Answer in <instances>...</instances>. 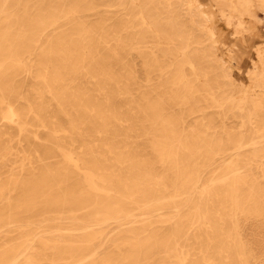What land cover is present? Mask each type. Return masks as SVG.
<instances>
[{"label":"bare ground","instance_id":"bare-ground-1","mask_svg":"<svg viewBox=\"0 0 264 264\" xmlns=\"http://www.w3.org/2000/svg\"><path fill=\"white\" fill-rule=\"evenodd\" d=\"M130 4L116 31L92 2L0 0V264H264V46L255 104L187 89L198 55L233 79L211 9L180 1L192 41ZM218 4L228 25L264 18V0ZM149 59L173 91L148 88Z\"/></svg>","mask_w":264,"mask_h":264},{"label":"rangeland","instance_id":"rangeland-1","mask_svg":"<svg viewBox=\"0 0 264 264\" xmlns=\"http://www.w3.org/2000/svg\"><path fill=\"white\" fill-rule=\"evenodd\" d=\"M130 1L131 0H122L120 1L121 3L118 4L115 2V0H108V5L106 4L107 2L102 1V0H84V2H92L94 5L92 6V10H94V17L97 19H107L108 17L111 18L112 24L115 20L119 21L120 24H114L116 31H118L120 28L123 27L124 25V20L126 18H129L130 14L124 15L121 14L118 17L121 19L117 18V11H128L132 10L133 6H130ZM141 2L145 3L144 5V11L148 12L149 10H156L158 13V19L157 21L161 22L162 24L166 22V19H174L175 21L173 22V25L178 28L181 27L180 33L183 34H192V41H199V40H205L203 39V36L205 35V32L202 30V27L198 26L197 22H190L188 19L190 16H188L185 13V7L182 5H179L180 1L183 0H140ZM148 2L149 4H147ZM206 5L211 9L213 15H214V20L217 22L216 26V32H215V37L214 39L221 40L223 42H227L228 47L224 52H227L229 49L230 51L233 50V60L231 61L232 65H235L236 67L233 70V79L230 77H223L222 73L218 70H213L209 69L211 65L207 62L203 61L204 56L198 55L197 57H192L193 58V63H188L185 64L183 70L184 72L189 74V77L187 80H183L188 83L187 89H197L201 90L202 88L205 87V85H211L214 83L215 85L218 82H222L224 84L228 82L232 83V87L237 89L236 94L234 95V98L237 100H246L249 101L247 105L251 106L255 104L256 101V96L250 94L249 89L251 85V79L250 76H252L251 70L253 67V64L257 66H261V63L258 62V58L256 56V51L254 49L255 45L257 43H262V46H264V18L262 19L258 18H251L248 16H245V21H246V26L243 25L246 29L238 25L237 21L235 18L231 19V25H228L226 21L223 19V17L219 14L217 11L218 8H225L222 4H218L223 2V0H204ZM170 3V6L168 7L170 11H172L171 14L165 13L164 10L165 4ZM122 5H125L124 8H122ZM213 7L216 9L214 10ZM264 16V15H262ZM145 18L148 17L147 14L144 16ZM152 17V15H151ZM156 17V15H153V18ZM172 24V22L170 23ZM169 23L166 24L167 27L170 25ZM200 28V30L196 29ZM178 31V29H176ZM147 34V33H146ZM150 35V33H149ZM144 41H147V37L143 38ZM122 43L126 44L125 41V33L124 31L121 32V38H120ZM117 38L114 39V45L117 44ZM207 42V41H206ZM195 47V45H192ZM235 57V58H234ZM167 63V62H166ZM149 67L150 70H147L148 74L150 75V78H152L149 81V86L148 88H153V89H160V87L164 88L165 91H173L174 87L166 85L168 81L172 79V77H168L166 74L169 73L167 72L166 69L162 70L161 67H158V65H164L166 66L165 63L161 62H156L152 61L151 59L148 60L146 63ZM177 65L180 64L176 63ZM120 63L116 59L115 66L118 67ZM194 67V68H193ZM179 71V70H178ZM172 73V72H170ZM208 76V78L206 77ZM179 84H180V80ZM181 88L183 87H178L177 89L182 90ZM147 91H150L147 89ZM247 92V93H245ZM128 96V95H125ZM137 96V95H136ZM199 95L196 96V98H208V94L202 95L198 97ZM175 99L179 98L180 96H174ZM219 97H226L225 94L219 96ZM258 100V99H257ZM180 99L170 101L172 104H176V108H178ZM252 101V102H251ZM188 110V109H186ZM177 112H180L178 109ZM230 121L234 122L237 121V119H231ZM219 130V128H218Z\"/></svg>","mask_w":264,"mask_h":264}]
</instances>
